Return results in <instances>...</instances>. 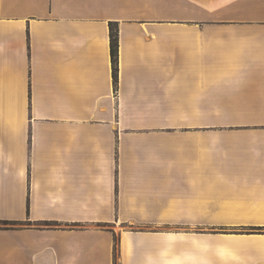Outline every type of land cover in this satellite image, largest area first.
Segmentation results:
<instances>
[{
	"label": "crops",
	"instance_id": "0c3cea01",
	"mask_svg": "<svg viewBox=\"0 0 264 264\" xmlns=\"http://www.w3.org/2000/svg\"><path fill=\"white\" fill-rule=\"evenodd\" d=\"M0 220V264H264V0H0Z\"/></svg>",
	"mask_w": 264,
	"mask_h": 264
},
{
	"label": "trees",
	"instance_id": "16d2710c",
	"mask_svg": "<svg viewBox=\"0 0 264 264\" xmlns=\"http://www.w3.org/2000/svg\"><path fill=\"white\" fill-rule=\"evenodd\" d=\"M109 31H110V55L112 62V74L114 81L117 80V51H118V42H117V32L116 26L113 22L109 23ZM0 223H14L7 220H0ZM0 228H8L6 225H0Z\"/></svg>",
	"mask_w": 264,
	"mask_h": 264
},
{
	"label": "rangeland",
	"instance_id": "374dc122",
	"mask_svg": "<svg viewBox=\"0 0 264 264\" xmlns=\"http://www.w3.org/2000/svg\"><path fill=\"white\" fill-rule=\"evenodd\" d=\"M0 225H7V226H16V227H19V226H22L23 224H21V223H4V224H2V223H0Z\"/></svg>",
	"mask_w": 264,
	"mask_h": 264
}]
</instances>
